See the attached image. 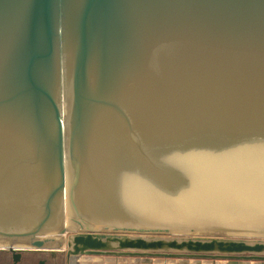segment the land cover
Masks as SVG:
<instances>
[{
  "label": "water",
  "instance_id": "95a60500",
  "mask_svg": "<svg viewBox=\"0 0 264 264\" xmlns=\"http://www.w3.org/2000/svg\"><path fill=\"white\" fill-rule=\"evenodd\" d=\"M58 7L0 0V251L15 263L22 252L67 248V264H264L262 240L165 237L152 231L170 228L147 221L83 213L86 155L73 144L85 137L74 130L67 147ZM61 12L67 136L73 97L75 120L101 109L130 131L143 121V214L172 204L222 221L244 205L264 207V0H61ZM89 79L99 86L87 97ZM231 135L259 158L237 174L208 160ZM158 145L165 156L150 151ZM120 177L108 174L100 193H138ZM121 208L142 209L135 198ZM72 231L81 232L65 238Z\"/></svg>",
  "mask_w": 264,
  "mask_h": 264
},
{
  "label": "bare ground",
  "instance_id": "6f19581e",
  "mask_svg": "<svg viewBox=\"0 0 264 264\" xmlns=\"http://www.w3.org/2000/svg\"><path fill=\"white\" fill-rule=\"evenodd\" d=\"M58 17L60 30V106L63 116L67 147L74 130L78 129V132L81 130L83 138L85 137V140L82 144H80V141L78 140L76 144L75 142L73 144L76 152H78L81 148H84V155H86L85 171L87 172L88 170V172L81 184L82 189L84 188L83 193L79 192V199L82 203V208L84 211L83 213L92 216L93 218H98L103 223H116L120 225L129 222L131 224V221L137 219L142 222L147 221L148 224H154L162 228L184 227L185 229H194L202 228V226L205 227L206 224L209 225V228L216 226L232 230H245V226H264V207H261L259 204L255 206L244 205L241 207L240 211L231 214L229 219L222 221H205L204 218L199 219L200 215L197 213L196 214L198 216L190 212L189 213L193 216H190L189 213H181V210L176 209L181 207L176 205L173 206L172 204H170V206L164 204L159 205L160 207L157 209L149 207V211L146 212V214H143V148H147V146L144 147L143 138L137 139V137L140 136L139 134H141V130L143 132V121L136 123L138 125L136 128L137 130L132 128L133 131H130V129L127 128V126L121 121L119 116L109 113L105 114V112L101 109H92L90 110L89 114H87L88 116L85 115L84 119L81 117L78 120H75V112L72 105L67 136L66 79L62 32L63 13L61 12V0H59ZM98 82L99 79H89L86 81L87 97L91 95L93 91H97L99 86ZM82 120L86 123L84 122V124H82ZM259 122L264 123V109L261 111ZM135 132L137 136L132 138L133 133ZM251 135L252 134H250V137ZM259 136L264 137V133H260ZM233 139L236 138L231 135L227 140L221 141L220 147L211 148L209 150L210 154L208 160L211 162V164L218 165V167L220 166L224 170L225 168H230L237 174L241 169L249 168L253 161H257L259 158L254 157L253 153H251L252 151L249 152V149L252 147L254 148L255 146L251 144L250 147L247 145L243 147V145H239V143H237L238 140L233 141ZM258 146L259 147L257 148L259 150L257 151L262 152V158L260 159L262 162H264V142L260 143ZM152 148H154V150L150 151L154 152L156 156H165V154H163V150L165 148L160 147L159 145L157 147L153 146ZM216 149L218 151H225V155L221 154L216 156L218 152ZM147 153L151 157V153ZM154 154L153 156H155ZM151 169H154V167H151ZM68 170L70 171V169ZM110 173H117V175L120 174V179L127 183V185L131 186L132 184H136L138 187L140 186V190L135 195L130 194L129 196L126 193H121V195L117 197V195L114 193V190L111 189L101 194V190L99 187H97V185L102 186L105 183V178ZM71 178L70 172L68 176L70 183ZM91 178H95V182H93ZM90 185L92 190L86 195L85 189H87ZM252 195L253 194H251V196ZM134 198L135 201L142 207V209H137L139 208L137 207L130 212L124 208L118 209L117 211L113 209V207H115V203H121L122 205L131 204V202H134ZM157 202L161 203L159 200ZM68 204L67 208L65 209L64 220L65 224L71 226L73 224V216H70L72 210ZM156 210H158V213L163 214L153 213Z\"/></svg>",
  "mask_w": 264,
  "mask_h": 264
},
{
  "label": "rangeland",
  "instance_id": "374dc122",
  "mask_svg": "<svg viewBox=\"0 0 264 264\" xmlns=\"http://www.w3.org/2000/svg\"><path fill=\"white\" fill-rule=\"evenodd\" d=\"M73 104H74V97H73ZM70 172L71 173L74 172L72 165L70 168ZM153 213L155 214L158 213V210L154 211ZM71 214H70L71 217L73 216V218L77 219V216L74 212H72ZM158 214H163V213H158ZM168 228L170 229L152 231V232H158L159 233L158 235L165 237L175 235L178 237L182 236V237H192V238H200V239L220 237V238L246 239L249 241H256V240L264 241V226L261 227L245 226L244 228L245 230L233 229L232 231L207 230L206 228H209V225L206 224L205 227L202 226V228H198V229L196 228L183 229L184 227H180V229H176L179 227L176 228L168 227ZM75 232H81V231H72L66 234L65 238H67L69 235L74 234ZM151 235L155 236V233H151ZM12 253L13 252L11 251H0V264H67V248H64V250L61 252H50V251L22 252L21 260L18 263L14 262Z\"/></svg>",
  "mask_w": 264,
  "mask_h": 264
}]
</instances>
